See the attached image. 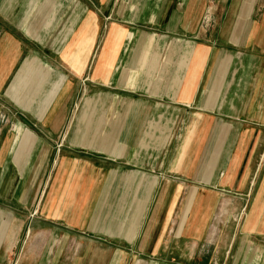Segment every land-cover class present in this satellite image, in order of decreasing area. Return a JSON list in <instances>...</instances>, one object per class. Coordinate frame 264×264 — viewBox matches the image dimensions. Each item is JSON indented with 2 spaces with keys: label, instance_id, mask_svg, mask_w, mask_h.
<instances>
[{
  "label": "crops",
  "instance_id": "obj_1",
  "mask_svg": "<svg viewBox=\"0 0 264 264\" xmlns=\"http://www.w3.org/2000/svg\"><path fill=\"white\" fill-rule=\"evenodd\" d=\"M5 115L0 203L44 182L0 263L217 264L264 162V0H0Z\"/></svg>",
  "mask_w": 264,
  "mask_h": 264
},
{
  "label": "rangeland",
  "instance_id": "obj_2",
  "mask_svg": "<svg viewBox=\"0 0 264 264\" xmlns=\"http://www.w3.org/2000/svg\"><path fill=\"white\" fill-rule=\"evenodd\" d=\"M80 99V98H79ZM78 99V100H79ZM0 121L3 124L9 125V129H15V122H11L7 115L0 117ZM33 126H36V123H30ZM35 124V125H34ZM34 127H28L31 131H33ZM35 135L36 132L33 131ZM17 132H14V135ZM62 144H58V148ZM264 161V158H263ZM255 170V169H254ZM44 181L41 179L35 181L34 190L35 194L32 198L29 199L27 202L18 201L19 204L16 202H12L10 204L9 201L5 202L4 200L0 203V222L2 221L3 224L7 223V226L11 221H18V225L27 224V222H31L33 218H36L38 215L37 212V204L39 202V195H37L38 185ZM251 181H247V186L245 191L242 193H226L223 200H225L228 204L227 209L228 211L225 213L224 217L221 220L222 226V236L224 240V252L220 254L219 259H217V264H233L234 259L239 255V249L241 247V241L246 235H250L249 241L251 244L248 243V249L244 250L242 255L240 256V261L244 262L243 264H264V195L261 193L264 192V162L261 168V172H259L258 179L254 181V186H250ZM250 186V187H249ZM252 188V190H251ZM6 227L3 226L2 234ZM9 230V227H8ZM2 235V236H3ZM236 236V238L234 237ZM232 249H230V245L232 240ZM226 241V243H225ZM97 246H101L97 244ZM226 248L227 249V256H226ZM22 250V249H21ZM105 249L103 247L102 251H99L98 264H108V260L105 259ZM247 251V252H246ZM21 252V251H20ZM249 252V253H248ZM248 253L249 255H246ZM258 253V254H255ZM262 253V255L260 254ZM196 256L192 261L186 259V254H182L181 257H176L175 259H166L160 261L159 264H213L210 258V254H202ZM247 256V257H246ZM251 256V257H250ZM210 257V258H209ZM239 257V256H238ZM104 258V259H103ZM250 261V262H249ZM126 262V261H125ZM157 264L158 262L153 261L151 259L147 260H139L133 259L132 261H127L126 264ZM0 264H20L19 255L14 257L11 261H2Z\"/></svg>",
  "mask_w": 264,
  "mask_h": 264
}]
</instances>
